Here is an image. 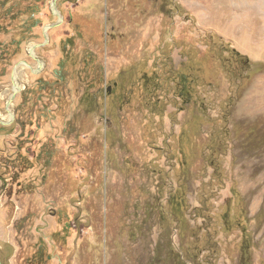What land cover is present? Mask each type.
Listing matches in <instances>:
<instances>
[{"label":"rangeland","instance_id":"374dc122","mask_svg":"<svg viewBox=\"0 0 264 264\" xmlns=\"http://www.w3.org/2000/svg\"><path fill=\"white\" fill-rule=\"evenodd\" d=\"M54 8H0L1 263L264 264V8Z\"/></svg>","mask_w":264,"mask_h":264},{"label":"trees","instance_id":"16d2710c","mask_svg":"<svg viewBox=\"0 0 264 264\" xmlns=\"http://www.w3.org/2000/svg\"><path fill=\"white\" fill-rule=\"evenodd\" d=\"M10 0H0V8L3 7L6 3H8ZM234 54L237 57H240L244 61L248 62V57L244 54H241L236 49H233ZM52 155V151L47 149V143L43 144L41 146L40 153L36 156V158H40L43 156L45 163L47 164L50 160V157ZM0 166H4L6 169L10 166V169H8L9 177L10 179H13L26 169H29L33 166L32 158L29 157L26 154L21 153L20 151H17L14 155H8L4 156L0 154ZM48 255L45 251L44 245L41 243L37 247L34 254L29 258L30 262H37V263H43L47 259Z\"/></svg>","mask_w":264,"mask_h":264},{"label":"crops","instance_id":"0c3cea01","mask_svg":"<svg viewBox=\"0 0 264 264\" xmlns=\"http://www.w3.org/2000/svg\"><path fill=\"white\" fill-rule=\"evenodd\" d=\"M210 4H219L228 8H244L251 9L253 12H261L264 8V0H209ZM246 55V54H244ZM251 59V58H250ZM252 60V59H251Z\"/></svg>","mask_w":264,"mask_h":264},{"label":"bare ground","instance_id":"6f19581e","mask_svg":"<svg viewBox=\"0 0 264 264\" xmlns=\"http://www.w3.org/2000/svg\"><path fill=\"white\" fill-rule=\"evenodd\" d=\"M28 48V51L30 52L31 49L30 47H27ZM32 54V52H30ZM33 55V54H32ZM22 67V65H21ZM40 67V66H39ZM32 68V67H31ZM35 69V68H33ZM38 70V68H37ZM20 81H21V73H20V70L17 68L14 70V73H13V88L15 90H18L19 87H20ZM9 102V101H8ZM10 105V103H8V106ZM8 108V107H7ZM9 113V112H8ZM11 118V117H10ZM3 119L0 117V122L2 121ZM6 121V120H5Z\"/></svg>","mask_w":264,"mask_h":264},{"label":"water","instance_id":"95a60500","mask_svg":"<svg viewBox=\"0 0 264 264\" xmlns=\"http://www.w3.org/2000/svg\"><path fill=\"white\" fill-rule=\"evenodd\" d=\"M55 4H56V0H52V11H53V12H55V10H54V9H55V8H54V7H55ZM9 122H10V121H7V122H1V123L5 124V123H9ZM0 264H2V263H1V260H0Z\"/></svg>","mask_w":264,"mask_h":264}]
</instances>
